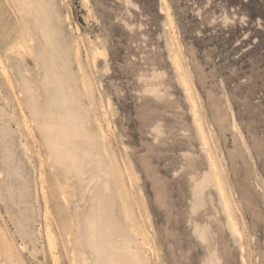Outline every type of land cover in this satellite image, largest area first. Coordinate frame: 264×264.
Listing matches in <instances>:
<instances>
[{
    "label": "rangeland",
    "instance_id": "obj_1",
    "mask_svg": "<svg viewBox=\"0 0 264 264\" xmlns=\"http://www.w3.org/2000/svg\"><path fill=\"white\" fill-rule=\"evenodd\" d=\"M25 3L45 55L40 40L11 50ZM0 62V264H52L46 226L59 264H264V0H0ZM61 105L77 115L80 178L46 130Z\"/></svg>",
    "mask_w": 264,
    "mask_h": 264
},
{
    "label": "bare ground",
    "instance_id": "obj_2",
    "mask_svg": "<svg viewBox=\"0 0 264 264\" xmlns=\"http://www.w3.org/2000/svg\"><path fill=\"white\" fill-rule=\"evenodd\" d=\"M18 2V0H15ZM85 3H88V0H83ZM21 5V4H20ZM30 4L29 3H25L24 6H21L20 9L18 11L15 10L16 13H18V15L20 17L25 18V20L28 21L27 25H24L23 22H21L22 24L18 26V28L16 29V37H17V41L14 44L13 48L11 49L13 51V53L17 56V57H25V56H31V51L32 49L35 47L36 45V41L40 40L41 41V45H42V50L41 53L43 54L45 52V49L47 48V45L49 44L48 39L46 38L45 34H40V24L39 22L33 17L31 11H30ZM66 19H68V17L66 16ZM92 63H95L97 58H102L103 54L101 52V50L98 48V46L94 47V50L92 51ZM45 55V54H43ZM80 55V49L78 45H75V56L76 58ZM49 59L53 58L51 56H48ZM173 62L176 66L177 69H180V61H179V57L176 53L173 54ZM1 63V62H0ZM2 68V66H1ZM3 71L5 73H7V71L5 70V68L3 67ZM2 71V73H3ZM6 75V74H5ZM9 76V75H8ZM6 76V77H8ZM82 87L85 90V93H87V96L92 95L93 90L91 87V84L87 85V80L85 78L84 75H82ZM9 80V79H8ZM51 83L55 86L56 89H58V94H64L63 92V84L62 81L59 77L56 78H52L50 79ZM55 89V90H56ZM71 90V89H70ZM71 94H72V102H76L77 100V94L76 91L71 90ZM62 97H65L62 95ZM193 101V100H192ZM66 103H68L67 101H65ZM18 104V108H19V116L20 119H24L25 118V111L23 109V105L21 103L20 100L17 101ZM193 107H195V104L192 102ZM60 107H65V106H60ZM48 119H51V121L49 122L50 124L46 123V130L50 131V133H54L55 131L58 133H62L63 130H66L67 132L65 133L66 136H68L69 138L66 140L67 143L65 144H60L58 141L60 140L58 135H56V132L54 134H49L50 138L52 140L57 139L56 141H50V143L54 146V148L56 149L55 146L58 145H62L66 147V157H67V161H68V166L70 168H72V170L75 172V177H79L81 175H83V172L81 171L82 166L81 163L83 161V157H80L81 154L76 152L77 149V145L76 142L73 140L75 139V133L77 132V130L79 129V127L77 126L78 123L77 121H75V119H77V115L74 114L71 110H70V106H66L65 108L62 109L61 112H57V113H51V117L46 118V121H48ZM99 124V122H98ZM197 127H198V133L200 135L201 140L204 142V144L206 145V138H205V133H204V129L201 126V123L198 122L197 123ZM152 128H155L152 127ZM99 131L101 134V138L106 140V134L105 131L103 130L102 126L99 124ZM237 159H241L243 160V156L242 154L239 152L236 156ZM126 164H124V170L127 171L126 168ZM212 169L214 170V181H215V185L216 188L220 194V196L223 199V206L226 210V212L228 213V224H229V228L232 231V233L235 236L240 237L239 234V230L237 229V224L235 223L231 213H229L230 211V206L227 202V200H225V194H224V189H223V185H222V180L220 178V175L217 173L216 171V166L214 163H212ZM119 171H116V173H118ZM79 181H83L82 179H79ZM119 183L123 185V179H119ZM61 195L64 199V201H67V194L65 192H61ZM244 196L248 199L249 194L245 193ZM247 203H249V201L247 200ZM111 211L109 210H104L103 213V218L107 217L108 220H111L110 216ZM130 224L132 226V230L134 232V234L136 236H139V239L141 241V243L144 246H149V243L147 242V239L145 238L144 234L140 231L137 222L135 221L134 217H131L130 219ZM59 227L61 229V231H65V226H63V224H59ZM110 226H106L105 229L108 231V236L110 237V241L113 243L116 239V235L115 233H113V228ZM46 238H47V245L48 248L50 250L51 253V258H52V264H59L57 262V256H56V243L54 240V235L52 234L50 227L46 226ZM113 249V248H112ZM152 248L150 247V250ZM5 250H7L5 248ZM155 253V252H154ZM147 252H144V255L146 256ZM7 258L9 259L10 256L8 255ZM113 262H115L116 264H124L125 262L123 261L122 257L120 256V254H117L115 256V258L112 260ZM71 263L72 264H76V260L72 254L71 256Z\"/></svg>",
    "mask_w": 264,
    "mask_h": 264
}]
</instances>
